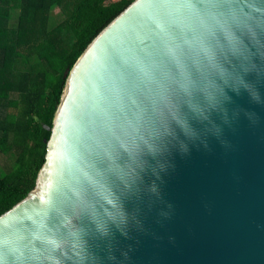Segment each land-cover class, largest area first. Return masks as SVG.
<instances>
[{
    "label": "water",
    "instance_id": "95a60500",
    "mask_svg": "<svg viewBox=\"0 0 264 264\" xmlns=\"http://www.w3.org/2000/svg\"><path fill=\"white\" fill-rule=\"evenodd\" d=\"M241 87L264 97V0H134L66 72L0 264H264V104Z\"/></svg>",
    "mask_w": 264,
    "mask_h": 264
},
{
    "label": "trees",
    "instance_id": "16d2710c",
    "mask_svg": "<svg viewBox=\"0 0 264 264\" xmlns=\"http://www.w3.org/2000/svg\"><path fill=\"white\" fill-rule=\"evenodd\" d=\"M107 1L0 0V215L36 186L66 72L134 0Z\"/></svg>",
    "mask_w": 264,
    "mask_h": 264
},
{
    "label": "clouds",
    "instance_id": "9594fccd",
    "mask_svg": "<svg viewBox=\"0 0 264 264\" xmlns=\"http://www.w3.org/2000/svg\"><path fill=\"white\" fill-rule=\"evenodd\" d=\"M253 91H255V95H253ZM243 92H248L249 94V98L252 101V103H259V104H264V97H260L259 91L257 89H253L249 90L248 88H243L241 87L239 90H234L233 91V96H239L241 95ZM233 96H229L228 98V102L229 103H235V101L233 100ZM251 113H248L246 110L241 109L239 106L237 108V119H239L240 115H243L245 118H248V116Z\"/></svg>",
    "mask_w": 264,
    "mask_h": 264
},
{
    "label": "rangeland",
    "instance_id": "374dc122",
    "mask_svg": "<svg viewBox=\"0 0 264 264\" xmlns=\"http://www.w3.org/2000/svg\"><path fill=\"white\" fill-rule=\"evenodd\" d=\"M113 1H119V0H108L107 3L109 2H113ZM16 21V19H14V22ZM64 22V17L61 15L60 13V8H58L57 6H54L53 7V10H52V18H51V28L54 29V28H58L60 27ZM23 61H21L17 68L20 69L23 67ZM0 163H1V160H0ZM2 164V163H1ZM1 172V170H0Z\"/></svg>",
    "mask_w": 264,
    "mask_h": 264
},
{
    "label": "crops",
    "instance_id": "0c3cea01",
    "mask_svg": "<svg viewBox=\"0 0 264 264\" xmlns=\"http://www.w3.org/2000/svg\"><path fill=\"white\" fill-rule=\"evenodd\" d=\"M113 2H115V1H113Z\"/></svg>",
    "mask_w": 264,
    "mask_h": 264
}]
</instances>
